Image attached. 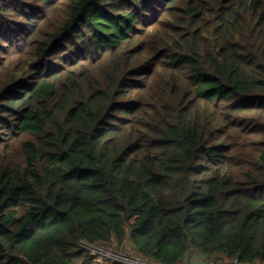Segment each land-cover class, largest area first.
<instances>
[{
	"label": "trees",
	"instance_id": "obj_1",
	"mask_svg": "<svg viewBox=\"0 0 264 264\" xmlns=\"http://www.w3.org/2000/svg\"><path fill=\"white\" fill-rule=\"evenodd\" d=\"M264 263V0H0V264Z\"/></svg>",
	"mask_w": 264,
	"mask_h": 264
},
{
	"label": "built area",
	"instance_id": "obj_2",
	"mask_svg": "<svg viewBox=\"0 0 264 264\" xmlns=\"http://www.w3.org/2000/svg\"><path fill=\"white\" fill-rule=\"evenodd\" d=\"M82 246L90 251L92 256L99 262L107 261L108 259L119 261L126 264H158L154 261H146L143 258H136L133 256H128L126 253L121 252V250L115 249V247L112 246H103L100 244H89L87 242H82ZM140 258V259H139ZM199 264H217V263H211L207 260H201ZM226 264V263H224ZM228 264H241L237 259H234L231 263Z\"/></svg>",
	"mask_w": 264,
	"mask_h": 264
},
{
	"label": "rangeland",
	"instance_id": "obj_3",
	"mask_svg": "<svg viewBox=\"0 0 264 264\" xmlns=\"http://www.w3.org/2000/svg\"><path fill=\"white\" fill-rule=\"evenodd\" d=\"M117 246H118V244L115 242V243H113V246L112 247H115V249H116ZM121 252L126 253L128 256H133V257H136L137 256L136 258L140 257L138 254H136V252L133 250V248L131 247V245L128 244V243H126L124 245V249H122ZM140 258H142V257H140ZM225 261H226L225 263L228 264V263H231L233 260H231V261L225 260ZM209 262L213 263L212 261H209ZM256 264H264V263H256Z\"/></svg>",
	"mask_w": 264,
	"mask_h": 264
},
{
	"label": "crops",
	"instance_id": "obj_4",
	"mask_svg": "<svg viewBox=\"0 0 264 264\" xmlns=\"http://www.w3.org/2000/svg\"><path fill=\"white\" fill-rule=\"evenodd\" d=\"M201 260H206L203 255L193 254L185 261V264H199Z\"/></svg>",
	"mask_w": 264,
	"mask_h": 264
}]
</instances>
